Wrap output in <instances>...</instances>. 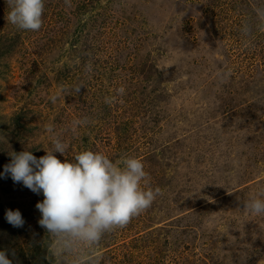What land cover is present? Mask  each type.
<instances>
[{
  "label": "rangeland",
  "instance_id": "374dc122",
  "mask_svg": "<svg viewBox=\"0 0 264 264\" xmlns=\"http://www.w3.org/2000/svg\"><path fill=\"white\" fill-rule=\"evenodd\" d=\"M50 1L57 10L67 5L68 28L46 63L48 96L34 82L20 83L13 52L0 55V174L10 152L39 158L65 89L74 96L73 120H89L74 154L138 157L162 192L127 231L105 234L93 258L264 264V214L243 204L264 199V0ZM9 25L3 19L0 31L10 34ZM104 28L112 34L102 39ZM43 199L0 175V206L28 208L38 222ZM47 264H55L50 253Z\"/></svg>",
  "mask_w": 264,
  "mask_h": 264
},
{
  "label": "clouds",
  "instance_id": "9594fccd",
  "mask_svg": "<svg viewBox=\"0 0 264 264\" xmlns=\"http://www.w3.org/2000/svg\"><path fill=\"white\" fill-rule=\"evenodd\" d=\"M6 4L7 23L21 31L42 28L45 0H6ZM258 15L264 21V10H258ZM242 33L251 34L248 25H244ZM86 68L91 72L90 63ZM81 86L71 91L77 94ZM116 93L123 96L125 88L119 87ZM51 99L55 102L57 96ZM105 103H113V98L105 97ZM88 123V118L75 119L71 131L75 134L78 127ZM45 130L51 135L52 148L45 149L46 154L39 158L28 150L10 152L11 162L0 175L10 174L14 183L43 194V201L36 204L41 213L38 223L48 233V250L55 264H99V258H93L92 252L105 234L126 227L148 210L162 195L161 189L151 187L143 161L135 156L124 155L113 161L103 152L84 150L62 162L54 153L66 155L68 143L55 133L51 124ZM260 195L264 196V192ZM243 204L252 214H264L262 198L253 197ZM5 218L16 228L25 223L19 210H7ZM0 264H12L5 251H0Z\"/></svg>",
  "mask_w": 264,
  "mask_h": 264
},
{
  "label": "trees",
  "instance_id": "16d2710c",
  "mask_svg": "<svg viewBox=\"0 0 264 264\" xmlns=\"http://www.w3.org/2000/svg\"><path fill=\"white\" fill-rule=\"evenodd\" d=\"M3 4L4 2L0 3V26L7 13ZM66 7L67 5H63L60 10H57L58 7L52 1L44 4L43 25L39 31L13 30L15 27L11 24L9 25L10 34L0 31V55L13 52L15 64L18 65L20 83L24 82L28 85L34 82L44 96H48L51 86L45 69L46 63L68 28L65 18ZM110 31L111 29L107 30V28H104L101 32L102 39L110 36L112 34ZM99 42L100 44L103 43L101 40ZM14 49H16L15 52L13 51ZM62 96L65 99V105L62 108H57L52 126L55 133L69 145L66 155H61L58 152L54 153L63 162L66 159L71 160L74 158L73 149L77 147V137L82 130L78 127L75 134L71 131L74 115L69 107L70 101L74 97L73 94L67 93L63 89ZM116 118V114H107L105 120ZM104 125L110 126L108 123H104ZM51 148L50 135L46 144L39 148V151H41L39 152V157L46 154L45 149ZM21 151L23 150L19 152ZM7 210L20 211L25 221L23 227L16 228L7 222L5 218ZM33 219L34 213L28 208H21L16 204L0 206V251L6 252L12 264H47L49 236L46 230L40 227L39 223L33 221ZM138 227L136 226V229H139ZM125 230L127 231V229L122 228L118 233H122ZM20 238L23 239L21 244L19 243Z\"/></svg>",
  "mask_w": 264,
  "mask_h": 264
}]
</instances>
